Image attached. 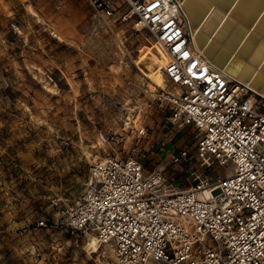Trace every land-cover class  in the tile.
Returning <instances> with one entry per match:
<instances>
[{"label":"rangeland","instance_id":"rangeland-1","mask_svg":"<svg viewBox=\"0 0 264 264\" xmlns=\"http://www.w3.org/2000/svg\"><path fill=\"white\" fill-rule=\"evenodd\" d=\"M90 2L0 0V264H115L107 249L90 251L94 235L60 224L93 161L133 157L179 190L193 172H228L200 167L189 130L170 123L162 92L173 88L150 87L141 61L160 54L148 33L94 17ZM181 147L189 160L173 165Z\"/></svg>","mask_w":264,"mask_h":264},{"label":"built area","instance_id":"built-area-1","mask_svg":"<svg viewBox=\"0 0 264 264\" xmlns=\"http://www.w3.org/2000/svg\"><path fill=\"white\" fill-rule=\"evenodd\" d=\"M90 1L94 17L145 30L157 43L173 88L162 92L170 123L189 130L200 167L229 169L213 178L193 172L194 184L179 190L172 176L111 155L90 164L60 224L94 235L115 264H264V98L193 54L177 0ZM188 160L181 147L171 163Z\"/></svg>","mask_w":264,"mask_h":264},{"label":"water","instance_id":"water-1","mask_svg":"<svg viewBox=\"0 0 264 264\" xmlns=\"http://www.w3.org/2000/svg\"><path fill=\"white\" fill-rule=\"evenodd\" d=\"M177 1L202 55L239 82L264 89V0Z\"/></svg>","mask_w":264,"mask_h":264},{"label":"bare ground","instance_id":"bare-ground-1","mask_svg":"<svg viewBox=\"0 0 264 264\" xmlns=\"http://www.w3.org/2000/svg\"><path fill=\"white\" fill-rule=\"evenodd\" d=\"M184 18H185V15H184ZM185 20V26H186V29L190 35V46H191V49L193 50V54L195 56H198L200 54H202V52L196 48L195 44H194V41H193V38H194V34H195V31L192 32L190 31L188 28H187V21H186V18L184 19ZM210 42V40H209ZM155 43V42H154ZM208 44V40L205 41V44ZM157 45V43H155ZM159 51H160V54L158 56V58H154V63L156 65H154L153 62L150 61V57H149V54L147 52H142L141 53V61L144 65H146L148 67L149 70H151L153 72V78L150 82V87H153V88H160L161 90H163L164 88V77H163V74H162V68L164 66V63H165V55L164 53L161 51V49L159 48V46L157 45ZM230 58H228L229 60ZM231 60V59H230ZM229 60V61H230ZM209 63L211 64V68L213 69H218L219 71H221L222 73H224V75L226 76V78L230 77L229 75H227V73L224 71L225 67H222L221 69L215 67L210 61ZM227 64H229V62H227ZM226 64V65H227ZM157 69V70H156ZM228 76V77H227ZM232 78H236L235 76L232 77ZM238 80V79H237ZM245 85H247L253 92H255L256 94H258L259 96H261L262 98H264V89L262 90H256L254 89L253 87H251L250 85H248L247 83H243ZM88 246L90 247V251H92L93 253H95L97 250H98V247H97V243H96V240H90L88 242ZM87 246V247H88Z\"/></svg>","mask_w":264,"mask_h":264}]
</instances>
